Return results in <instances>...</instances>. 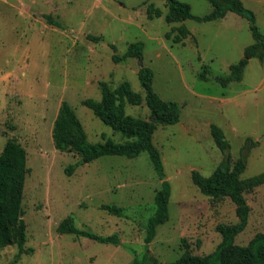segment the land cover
<instances>
[{
  "label": "rangeland",
  "instance_id": "rangeland-1",
  "mask_svg": "<svg viewBox=\"0 0 264 264\" xmlns=\"http://www.w3.org/2000/svg\"><path fill=\"white\" fill-rule=\"evenodd\" d=\"M181 1L197 16L213 9L208 0ZM243 2L264 34V0ZM150 3L162 9L161 17H149ZM167 11L164 0H0V152L15 139L27 151L29 168L22 203L24 248L33 251L21 253L15 264H134L135 256L145 251L147 221L164 180L171 185L170 215L149 244L151 264H169L187 250L207 255L222 241L217 226L238 222L236 204L229 197L203 194L192 171L209 176L223 160L211 134V124H217L230 142L231 165L246 157L242 177L264 172V61L252 58L241 81L223 86L216 78L228 75L230 65L254 42L248 19L230 11L210 21L168 23ZM47 14L63 27L50 24ZM181 25L190 33L176 41ZM137 41L145 45L142 61H113L115 53L124 54ZM141 65L154 70L159 95L181 105L180 121L158 125L153 136L164 177L146 151L134 158L102 156L68 174L66 169L79 157L54 144L62 102L73 107L91 142H122V133L82 101L101 98L102 80L113 89L128 81L144 97ZM205 68L207 80L200 77ZM126 112L150 118L145 103L127 104ZM245 196L251 212L235 239L240 245L264 232V184ZM105 204L126 208L125 216L109 213ZM67 217L99 235L117 233L120 244L59 233L57 227ZM17 254V244L6 246L0 250V264L12 263Z\"/></svg>",
  "mask_w": 264,
  "mask_h": 264
},
{
  "label": "trees",
  "instance_id": "trees-1",
  "mask_svg": "<svg viewBox=\"0 0 264 264\" xmlns=\"http://www.w3.org/2000/svg\"><path fill=\"white\" fill-rule=\"evenodd\" d=\"M164 1L168 6L165 15L168 23L182 22L187 19L210 21L223 18L230 11L248 19L254 42L245 48L244 55L239 61L230 65L228 75L216 78L223 86H227L233 81H241L244 70L252 58L264 61V34L256 23L254 12L245 6L243 0H208L213 9L204 16L195 15L191 5L181 0ZM147 13L150 18L163 15L162 9L153 3L148 5ZM46 19L52 25L63 27L62 23L55 20L50 14L46 15ZM189 33V29L185 25H181L179 35L175 38L176 41H181ZM89 38L95 41L99 40V37L95 36H89ZM144 47L142 41L133 42L124 54L115 53L113 61L119 63L128 58H137L142 61ZM208 74L209 70L205 68L200 77L207 80ZM154 76L152 68L141 65L139 79L145 92L144 97L140 92L135 91L128 81L122 82L113 89L106 81L102 80L99 82L101 98H86L82 101V104L91 109L103 123L114 131L122 133L125 138L122 142H116L112 138L101 142H91L73 107L67 101L62 102L54 123V144L58 150L73 151L79 157L75 164L66 169L68 174L82 163L91 162L102 156L120 155L134 158L146 151L149 153L158 175L164 177L162 156L153 142V136L158 125H170L180 121L181 105L175 100H165L159 95L153 86ZM143 103L150 110L149 119L127 114V104L141 105ZM211 134L224 155L223 160L209 176L193 170L192 180L207 196L229 197L236 204L239 220L236 223H220L217 226V230L222 235V241L213 252L200 256L187 250L177 260L169 264H264V232L257 233L247 245H240L235 241L237 235L247 227L251 212L245 192L264 184V172L243 178L242 174L247 168L245 155H241L234 165H231V145L223 129L217 124H211ZM254 143L250 142V145H254ZM28 172L26 149L15 139H9L0 152V250L13 243L17 244L19 254L10 264H15L21 253L33 251L32 248H24L27 241V225L22 203ZM170 197V182L164 180L162 187L155 195V212L147 221L145 251L141 256H135L134 264H151L149 244L157 234V227L169 220ZM103 207L113 215L125 216L126 208L124 207L115 204H105ZM57 230L62 234H76L102 243L120 244L117 233L103 236L88 229L78 228L70 217L63 219Z\"/></svg>",
  "mask_w": 264,
  "mask_h": 264
}]
</instances>
